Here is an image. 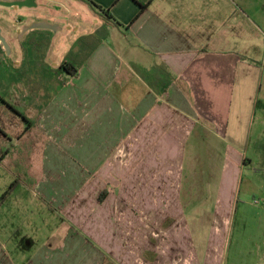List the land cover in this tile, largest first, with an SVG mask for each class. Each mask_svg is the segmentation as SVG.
<instances>
[{
    "label": "crops",
    "instance_id": "0c3cea01",
    "mask_svg": "<svg viewBox=\"0 0 264 264\" xmlns=\"http://www.w3.org/2000/svg\"><path fill=\"white\" fill-rule=\"evenodd\" d=\"M35 2L20 12L0 7L9 47L0 44V91L12 90L13 114L36 119L44 137L47 198L54 187L66 196L106 190L103 203L165 212L182 220L179 234L188 237L191 195L212 188L214 246L231 216L235 174L248 160V133L261 117V0ZM40 22L53 30L23 34ZM81 256L65 244L39 249L28 264H119Z\"/></svg>",
    "mask_w": 264,
    "mask_h": 264
},
{
    "label": "rangeland",
    "instance_id": "374dc122",
    "mask_svg": "<svg viewBox=\"0 0 264 264\" xmlns=\"http://www.w3.org/2000/svg\"><path fill=\"white\" fill-rule=\"evenodd\" d=\"M261 5L264 32V0ZM255 64L260 68L261 117L248 133L242 151L248 160L235 174L231 216L214 246L208 235L217 200L212 188L197 187L191 195L194 211L187 209L184 216L188 237L179 234L181 219L165 212L132 213L119 199L99 204L92 192L82 196L74 189L66 196L59 192L64 188L55 187L49 188L52 198H47L40 186L44 137L36 119L13 114L12 90L0 91V264H28L39 249L52 251L65 244L78 248L80 258L119 264H264L263 34ZM60 178L52 177V183L58 185ZM59 195L62 202L55 204Z\"/></svg>",
    "mask_w": 264,
    "mask_h": 264
},
{
    "label": "water",
    "instance_id": "95a60500",
    "mask_svg": "<svg viewBox=\"0 0 264 264\" xmlns=\"http://www.w3.org/2000/svg\"><path fill=\"white\" fill-rule=\"evenodd\" d=\"M0 6L5 8L17 7L18 9H22V8L32 9L37 7V3L35 2V0H13V1L0 0ZM53 28L54 27L52 25H49L44 22H40V23H33L31 26L25 27L22 32L24 34L27 31L38 30V29L53 30ZM0 44L3 46L6 53H8L9 52L8 44L5 38L1 36V34H0Z\"/></svg>",
    "mask_w": 264,
    "mask_h": 264
},
{
    "label": "trees",
    "instance_id": "16d2710c",
    "mask_svg": "<svg viewBox=\"0 0 264 264\" xmlns=\"http://www.w3.org/2000/svg\"><path fill=\"white\" fill-rule=\"evenodd\" d=\"M63 68H65L67 71H69V69H68L67 66H65V65H63ZM107 195H108V192H107L106 190H103V191L99 194V196H98V198H97L98 203H100V204L103 203L104 200L106 199Z\"/></svg>",
    "mask_w": 264,
    "mask_h": 264
},
{
    "label": "flooded vegetation",
    "instance_id": "af4514ba",
    "mask_svg": "<svg viewBox=\"0 0 264 264\" xmlns=\"http://www.w3.org/2000/svg\"><path fill=\"white\" fill-rule=\"evenodd\" d=\"M3 1H5V0H3ZM10 1H13V0H10ZM1 7V6H0ZM1 8H4V9H13V8H17V7H12V8H5V7H1ZM33 31V30H32ZM32 31H27L26 32V35L27 36H30V32H32ZM1 34V33H0ZM20 33H18L17 35H16V39H19V37H20V35H19ZM2 36V35H1ZM3 37V36H2ZM31 39L33 40L34 39V37H32L31 36Z\"/></svg>",
    "mask_w": 264,
    "mask_h": 264
}]
</instances>
